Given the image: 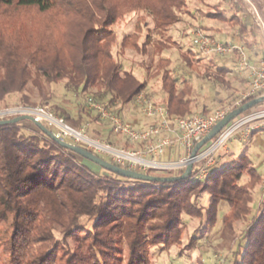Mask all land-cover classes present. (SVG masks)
<instances>
[{
	"label": "trees",
	"instance_id": "16d2710c",
	"mask_svg": "<svg viewBox=\"0 0 264 264\" xmlns=\"http://www.w3.org/2000/svg\"><path fill=\"white\" fill-rule=\"evenodd\" d=\"M254 8L264 25V2L254 0ZM15 10L35 11L45 19L58 15L59 30L57 34L54 30L41 33L33 25L35 28L23 25L15 32L0 29V109L51 105V112L74 128L86 126L90 136L113 146L135 150L141 144L114 133L109 122L89 109L86 97L113 106L118 101L115 110L124 121L126 109L135 107L139 94L145 93L151 99L146 83L124 70L115 57L114 28L123 24L129 14L145 11L152 16L159 37L172 41L189 70L196 69L193 60L197 55H207L194 46V37L188 50L173 42L171 31L186 18L227 24L229 31L223 33L202 23L189 26L225 46L237 44L253 65L264 63V33L256 13L242 0H217L208 10L193 9L189 0H0V19ZM143 20L139 18L134 34L125 35L120 43L122 50L132 48L147 53L148 43L139 45ZM211 31L221 33L220 37ZM158 45L162 48L164 44L159 41ZM229 54L239 57L237 49ZM215 62L212 60L210 65L217 66L216 76L207 67L205 77L227 91L220 109H227L229 114L259 97L255 94L242 99L237 95L239 89L232 90L222 79L231 69ZM170 63V59H160L154 75L159 77L163 97L151 100L164 105L170 117L196 115L192 85L186 78L180 85ZM34 71L47 84H63L64 92L74 98L76 109L61 106L48 93L39 103L33 102L25 90ZM247 80L248 74L241 82L246 84ZM16 94L21 97L19 102H10ZM262 109L264 102L252 111ZM211 113L207 105L201 107V116ZM144 121L142 129L153 126L152 121ZM36 128L26 133L19 123L0 125V222L12 223L10 237L0 241V264H154L155 258L173 248L178 250L177 257L183 258L200 239L193 236L185 240L184 216L200 222L198 230L203 237L218 227L222 203L228 207L220 227L223 233L235 232L240 223L245 224L230 264H264L262 192L255 212L252 207L253 191L262 184L264 175L259 173L254 156L248 154L246 142L237 141L245 148L237 158L221 164L219 155L205 178H198L194 167L186 180L144 182L106 170ZM258 135H264V130L251 137ZM178 151V147L166 149L163 157L177 159ZM108 162L118 166L112 160ZM153 172L145 174H183ZM244 177L248 181L242 184ZM204 194L210 197L206 208L201 202Z\"/></svg>",
	"mask_w": 264,
	"mask_h": 264
},
{
	"label": "rangeland",
	"instance_id": "374dc122",
	"mask_svg": "<svg viewBox=\"0 0 264 264\" xmlns=\"http://www.w3.org/2000/svg\"><path fill=\"white\" fill-rule=\"evenodd\" d=\"M190 5L193 9H201V10H208L210 8V5H213L217 3V0H189ZM261 2H264V0H259ZM243 4L250 9V11H256L254 8V0H242ZM254 9V10H252ZM256 13V21L258 23V26L262 32L264 33V25L259 18V16ZM54 16V18H53ZM53 16H47L46 19L42 16H40L35 11L30 10H20V11H11L7 12V15L5 17H2L0 19V29L5 32H15L21 30V27L25 25L27 28H35L38 27L41 30L39 32L45 33L47 31L51 32L54 30L53 33L57 34V30H59L58 21L59 16L53 15ZM143 18V22L140 23V26L142 28V33L139 38V45H143L145 43H148L147 45V53L143 54L140 51H136L132 48H127L125 50L121 49L120 43L123 40V38L128 35H132L136 31L137 25H139V18ZM55 19V20H53ZM153 17L148 15L147 12L141 11V12H133L128 15L127 19L123 24L120 26H117L114 28V31L117 34V44L115 45L114 53L115 57L122 63L124 70L131 71L134 73V75L139 79L141 82L146 83V93H148L153 101L160 100L163 97V93L160 90V82L159 77H155L154 74L158 71V67L160 64V59H170V69L174 71V74L176 77H178L180 85L183 86V79H187L189 81V84L192 85L193 88V97L197 101V108L198 112L196 115H200L201 113V107L205 104L210 109L211 112L220 109L219 105L223 102V100L227 97V91H225L222 87V85L218 84L214 81V79H208L209 76L205 77L206 71L205 69L207 67L211 68L212 74L216 76V70L217 66H211L210 62L212 60L216 61V65H219L220 67H228L231 69V73L227 75H223L222 79L225 81V83H229L232 90L239 89L237 95H241L245 93L244 89L247 87V83L243 84L241 82L245 79V76L248 74L247 72L240 73L238 69L239 61L240 59L237 58L234 54H228L222 57H213V56H200L197 55L195 60H193L196 69L189 70L186 67V64L183 60H181V55L178 50V48L172 44V41H167L165 39H161L159 35L156 32L155 23L154 20H152ZM260 19V20H259ZM200 24L202 23L204 26L212 27L213 29H220L221 32H228L229 28L227 24H223L217 21L213 20H205L202 21L201 19L194 20V18H186L185 21L180 22L176 25L175 28L171 31L173 42L182 45L185 50H188L191 46V40L194 37V33L196 30H193L189 24ZM35 27H33V26ZM37 29V28H36ZM38 30V29H37ZM211 34H215L217 37H220L221 33L213 32L211 31ZM159 41L163 42V47L161 48L160 45H158ZM234 47H238L237 44L234 45ZM27 87H26V94H28L31 97V100L33 102L39 103L41 100H43V97L45 93L47 94H53L55 96V100L59 103H62L61 106L69 107L70 110L74 111L77 107L76 102L71 94H67L64 92V86L62 85H50L41 80L39 76H37V73L34 71V75L30 78ZM228 85V84H227ZM240 96V97H241ZM20 95L16 94L13 95L10 98V102L18 103L20 100ZM17 105V104H16ZM50 106H46L48 109H50ZM21 107V106H16ZM40 107V106H39ZM2 110V109H0ZM250 109L249 111L245 112V114H251L255 111H252ZM228 115V114H227ZM226 115V116H227ZM125 122L137 125L136 123H139V120L145 119L139 109L137 107L128 106L125 113ZM242 116V115H240ZM238 116V117H240ZM18 116H12L8 117V119L15 118ZM237 117V118H238ZM138 121V122H137ZM51 131L53 130V127L46 121L43 122ZM69 124V123H68ZM19 125H21L24 128V132L30 133L31 130H37L36 126L30 121V120H21L19 122ZM71 125V124H69ZM72 126V125H71ZM28 127V128H27ZM73 127V126H72ZM137 128V127H136ZM141 128V127H139ZM84 130L85 134L90 139H96L104 142L103 140L99 138H94L90 136V134L87 132L86 126L79 129ZM66 142L72 143V144H80L70 138H65ZM248 145V154L250 156H254L256 163H257V169L261 175H264V137H263V143L258 142V137H250L247 141H245ZM262 143V144H261ZM84 149H89V151L93 152L94 154H98L95 151H92L91 147L87 144H80ZM262 145V146H261ZM228 152L226 149L222 150L219 155H221V164L230 161L234 158H237L241 155V153L244 152L245 148L238 144L237 141H231L227 145ZM103 155L102 158L107 159L108 161H111V158L107 156L106 154H100ZM220 164V165H221ZM155 174H168V172H162V171H154ZM248 181L247 177H244L242 180V184H245ZM260 186H257L255 190L253 191V212H255L258 208V205L261 201V191ZM209 195L204 194L201 197L202 205L206 208L209 203ZM228 207L226 203H222L220 207V213H219V225L217 228L213 229L208 234L204 235L202 237L200 230H198L200 222L197 219H193L188 216H184L183 222L184 226H186V232H185V240H189L191 237L196 236L200 237L198 241V245L196 248H193L191 251H189L187 254H185V257L178 258V250L173 248L168 254L167 253H161L159 257L155 258L154 264H230L233 262V254L232 252L235 251L238 247V238L241 236L242 230L245 227V224L240 223L235 232L227 231L225 233L222 232L221 222L222 217L227 212ZM11 221L7 224H4L0 222V241H3L5 239H8L11 235ZM202 237V238H201ZM56 264H62V263H56Z\"/></svg>",
	"mask_w": 264,
	"mask_h": 264
},
{
	"label": "built area",
	"instance_id": "2783aa9c",
	"mask_svg": "<svg viewBox=\"0 0 264 264\" xmlns=\"http://www.w3.org/2000/svg\"><path fill=\"white\" fill-rule=\"evenodd\" d=\"M194 46L204 55H225L237 49L239 54L238 69L240 73L247 72V91L242 94V99L251 95H264V63L253 65L248 61L245 51L234 46H225L212 41L203 32L194 33ZM89 109L95 111L103 121L109 122L114 133L126 140L140 143L138 149L132 150L122 146H113L96 139H90L84 132L69 125L63 118L53 114L47 107H15L0 110V120L12 116H31L37 121L48 122L53 127V134L59 140L70 138L78 143L87 144L92 151L106 154L118 166L137 172L162 171L185 172L191 162L190 155L195 145L202 141L214 126L227 115V109H218L208 116L193 115L186 118L170 117L166 107L156 104L147 98L145 93L137 96L135 107L142 116L153 122V126L137 129L134 125L126 123L117 114L115 105L103 104L95 101L93 97H86ZM240 105V101L236 103ZM264 130V109L251 114H244L225 126L220 133L203 147L193 160L197 168L198 178H205L216 163L222 150L226 149L231 141L245 142L254 132ZM80 143V144H81ZM178 147L177 159H164L166 149L173 150ZM193 167V168H194ZM264 197V180L261 184Z\"/></svg>",
	"mask_w": 264,
	"mask_h": 264
},
{
	"label": "water",
	"instance_id": "95a60500",
	"mask_svg": "<svg viewBox=\"0 0 264 264\" xmlns=\"http://www.w3.org/2000/svg\"><path fill=\"white\" fill-rule=\"evenodd\" d=\"M262 102H264V95L254 99V100H251L250 102L238 107L237 109H235L231 113H229L223 120H221L219 123H217L213 129H211V132L202 141H199V143L197 145H195V147L193 148L192 153L190 155L191 162L188 164V167H187V169H185V172L180 176H170V177L149 175V174H145V172L141 173V172L133 171V170L126 169V168H123L120 166H116L115 164L108 162V161L102 159L101 157H99L98 155L94 154L93 152L89 151V149L87 150V149H84L83 147H80L77 145L74 146V144H72V143L57 139L51 130L46 128V126L44 124L37 121L36 119H34L31 116L22 115L19 117H15L13 119L0 120V125L17 124L21 120H30L43 133H45L50 138H52L53 140L58 142L60 144V146L62 145V147H66L67 149L74 151L75 153L79 154L83 158L88 159L89 161L95 163L96 165H98V166H100L106 170H109V171L116 173V174L123 176V177L131 178V179H135V180H141L144 182L145 181H147V182L156 181V182L171 183V182H175V181L186 180L188 177H190L192 174V171H193V167H194L193 160L197 156L198 152L203 147H205L210 141H212L220 133V131L225 126H227L231 121H233L234 119H236L238 116L242 115L243 113L249 111L250 109L252 110L253 107L261 104Z\"/></svg>",
	"mask_w": 264,
	"mask_h": 264
},
{
	"label": "crops",
	"instance_id": "0c3cea01",
	"mask_svg": "<svg viewBox=\"0 0 264 264\" xmlns=\"http://www.w3.org/2000/svg\"><path fill=\"white\" fill-rule=\"evenodd\" d=\"M250 10V9H249ZM252 10H254V9H252ZM252 12H254V11H252ZM256 12V11H255ZM254 12V13H255ZM256 16V15H255ZM260 18V17H259ZM260 20V19H259ZM138 122V121H137ZM137 124V126L138 127H140V126H142L143 124H145V121L143 120V119H141V121L139 120V123H136ZM258 137V142L260 143V142H262L263 143V137H264V135H258L257 136ZM261 143V144H262ZM262 146V145H261Z\"/></svg>",
	"mask_w": 264,
	"mask_h": 264
}]
</instances>
